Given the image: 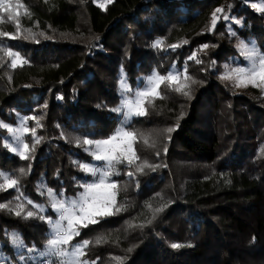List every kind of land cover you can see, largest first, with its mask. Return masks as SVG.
Wrapping results in <instances>:
<instances>
[{"label":"trees","instance_id":"trees-1","mask_svg":"<svg viewBox=\"0 0 264 264\" xmlns=\"http://www.w3.org/2000/svg\"><path fill=\"white\" fill-rule=\"evenodd\" d=\"M254 1L112 0L101 7L97 0H20L30 17L19 16L17 34L29 35L30 29L51 39L37 35L39 43L4 45L29 63L12 69L11 58L0 57V122L14 123L17 114L36 116L42 128L32 120L27 124L43 140L35 158L23 160L3 146L10 133L0 128V172L19 179L23 196L34 202L49 205L37 193L38 183L72 195L82 190L78 182L92 178L72 163L91 161L75 140L115 131L123 117L112 111L122 99L121 69L134 87L154 69L165 75L175 64L182 71L187 60L188 76L196 81H180L190 84L188 96L161 84L159 96L144 104L147 115L127 127L136 134L139 159L130 167L118 165L120 175L112 177L119 188L116 206L126 211L73 238L92 242L82 256L89 264H120L115 257L123 264H264V91L219 78L224 65L245 61L241 55L235 59L237 36L256 39L264 52V11ZM218 8L223 11L209 31ZM3 14L0 31L16 33L15 21ZM158 38L163 44L154 48ZM204 44L209 47L199 51ZM193 53L202 64L188 60ZM25 138L31 147V135ZM145 162L155 171H137ZM29 163L31 174L21 177L19 169L27 171ZM16 195L12 189L0 192V204L23 203ZM28 210L35 211L25 204ZM13 229L36 248L49 239L46 222L0 209V249L10 254L11 264H22L5 232ZM172 243L182 247L173 249Z\"/></svg>","mask_w":264,"mask_h":264},{"label":"snow or ice","instance_id":"snow-or-ice-1","mask_svg":"<svg viewBox=\"0 0 264 264\" xmlns=\"http://www.w3.org/2000/svg\"><path fill=\"white\" fill-rule=\"evenodd\" d=\"M111 3L112 0H107ZM104 7V5H100ZM24 5L20 0H0V13L10 14V18L15 21L14 27L16 33H9L0 31V52L5 53L11 58L10 67L12 69L23 67L25 64L29 63L24 59L19 51H13L12 47L4 46L12 40H22L28 41L32 40L39 43L36 39L37 35L44 36L45 39H51V37L45 36L43 32L41 33H31V30H27L29 35L20 36L19 32V15L18 9L23 8ZM258 11H264V0H261L260 5H253ZM223 9H216L211 14V26L209 31H213L216 27L218 17L217 13L222 12ZM24 15L29 16L30 14L25 12ZM2 19V17H0ZM225 20L228 19L227 16L224 17ZM38 23V22H37ZM235 23L239 24L241 21L236 20ZM235 35V33H231ZM6 38V39H4ZM187 43V41H185ZM163 44V40L158 38L154 41L153 47L158 48ZM180 45H170L169 48L175 50ZM209 47V45H201L199 51H204ZM241 53L244 55L245 59L248 61L246 67H231L230 65H224V72L221 73L220 79L222 80H232L235 87H247L252 85L257 88H264V54H260L252 42V47L241 43L239 45ZM188 60H195L197 64H202L203 61L196 58V54L193 53ZM211 66H215V62H211ZM205 71L207 69H204ZM181 77L184 81H191V83H196L187 73V60L184 63L182 71H178L175 68V64L172 66L165 75H161L157 70H153L152 74L147 77H142L143 89L139 87L135 90L131 88L127 81L126 74L121 69V75L119 79V91L121 95L120 105L112 109L116 113H123V120L121 125L106 139L92 140L85 137L82 141L77 138L75 144L78 147H82L84 152L92 157L94 161L103 162L102 164H89L81 163L79 161H73L74 166L78 167L79 170L86 174L91 175L93 180L91 182L79 183V186L83 189L82 192L78 194L77 198L64 199L63 191H61L59 197L55 191L48 188L44 183H38L36 186V191L41 196H46L49 201V206L57 213V219L53 220L49 216H45L46 206L43 204H37L31 199L23 196L21 192V184L19 179H12L9 175L0 172V192L7 190H15L17 195L15 197L16 201H23V203H17L15 207H9L8 204H0V209H7L9 212L14 213L17 217H22L23 219L36 218L41 221L46 222L49 225V236L45 245V250L40 251L35 248V246L29 248L27 247L22 238L18 233H7L12 245L16 247L18 253L26 252L28 255H19V260L22 264H33L38 257H49L47 264H53L51 257L57 258L56 264H89L87 260H81L80 257L85 255V249L92 243L89 240H83L75 245H71V241L74 237L80 235L82 228H87L89 225L97 224L108 217H112L120 213L121 211H126L123 206H116V195L119 191L117 182L112 180L113 176H119L118 165H124L125 167H130L133 165L135 160L139 157L136 156L133 145L136 142V134L134 132L126 130L131 124L134 117H142L147 115V111L144 108L146 98L150 96H159L158 89L161 84H164L166 88H170L182 95H190V84L180 83ZM10 80L11 77L9 76ZM131 97V98H130ZM163 98V97H160ZM150 102V101H149ZM46 107V105L44 106ZM18 124L16 127L0 122V128L6 130L11 134V139L15 143V146L5 142L3 146L10 150L11 153L17 155L19 158L27 161L34 159V153L36 146L41 143L43 137L36 135V128H29L27 122L29 120L35 121L36 126L42 128L43 125L36 116H19ZM168 132L173 131V129H168ZM25 134H30L33 140L31 147L25 140ZM63 133L61 136L63 138ZM170 139V137H169ZM167 152V148L164 149ZM264 153V149H261ZM157 156L160 155L159 152L156 153ZM144 166L151 168L155 171V165H140L137 167V171L143 172ZM31 174V163H29L28 170L25 171L24 168L19 169V175L21 177H26ZM130 178L134 177L133 172L126 173ZM159 195V194H157ZM31 205L35 211L24 212V205ZM150 207V205H149ZM163 211V207L155 209V213ZM155 214L153 215V219ZM151 223V221H149ZM143 227V225H139ZM95 243L99 245L101 240L98 238ZM69 246L71 250H69ZM171 248L177 249L182 247L181 244L172 243ZM132 249L129 248L130 252ZM35 254V255H34ZM6 257L0 256V264ZM120 264H123V258L115 257Z\"/></svg>","mask_w":264,"mask_h":264},{"label":"rangeland","instance_id":"rangeland-1","mask_svg":"<svg viewBox=\"0 0 264 264\" xmlns=\"http://www.w3.org/2000/svg\"><path fill=\"white\" fill-rule=\"evenodd\" d=\"M97 2L99 3V4H101V5H104L106 2H107V0H97ZM260 3H261V0H256V1H254L253 2V5H260ZM23 4V3H22ZM24 5V4H23ZM26 12V8H21V9H18V15L20 16L21 15V17L24 15V13ZM9 16H10V14H9ZM0 17H2V19H0V22L4 19V14L3 13H0ZM233 19H235V20H239L238 18H235V17H232ZM240 21V20H239ZM255 41H257L256 39H252V40H246L244 37H242V36H237V47H238V51H239V54H238V57H236L235 59H240V55H241V57L242 58H244L245 59V57H244V55L241 53V50H240V47H239V45L241 44V43H243V44H245V45H247L248 47H252V42H254L255 43V46H256V48L258 49V51H259V53L260 54H264V52L263 51H261V50H259V47H258V44L255 42ZM3 55H6L5 53H3V52H0V57H2ZM248 65V61L245 59V61L244 62H237V63H234L233 65H230L231 67H233V68H235V67H246ZM176 68V67H175ZM176 70H178V68H176ZM179 71V70H178ZM123 72L125 73V71L123 70ZM126 74V73H125ZM152 74V72L151 73H149V74H146L144 77H147V76H149V75H151ZM127 77V76H126ZM120 79V78H119ZM182 80V77H181V79H180V81ZM127 81H128V79H127ZM179 81V82H180ZM232 83H233V81L232 80H230ZM128 83H129V81H128ZM129 85H130V83H129ZM249 86V85H248ZM140 88L141 90L143 89V81L142 82H140L139 83V85L137 84V86H134V87H132L131 86V88L133 89V90H135V89H137V88ZM237 88H242V87H237ZM263 89V91H264V88H262ZM153 96H150V97H148V98H146V100L147 99H150V98H152ZM131 98V97H130ZM19 116H21V117H23V116H26V115H23V114H19ZM122 120H123V117H122V119L119 121V123H118V125H117V127H116V129L121 125V122H122ZM4 124H6V125H9V126H12V127H16L17 126V124H18V117H17V119H16V122H14V123H9V122H3ZM27 126H28V124H27ZM29 127V126H28ZM115 129V130H116ZM126 130H128V129H126ZM128 131H130V130H128ZM132 132V131H131ZM114 133V132H113ZM112 133V134H113ZM111 134V135H112ZM108 138V137H107ZM88 139H92V138H88ZM99 139H106V137L105 138H95V139H92V140H99ZM7 140H8V143H10V144H12V146H15V143L12 141V139H11V134H10V136L9 137H7ZM25 140H26V138H25ZM27 142V141H26ZM133 147H134V145H133ZM134 150H135V148H134ZM91 157V156H90ZM91 161H83L82 163H89V164H102L103 162H97V161H94L93 159H92V157H91V159H90ZM5 174H7V175H9V177L10 178H12V179H15L12 175H10L9 173H5ZM93 180V177L89 180V182H91ZM112 180H114L113 178H112ZM3 181H1L0 183H2ZM47 187L48 188H51V187H49L48 185H47ZM51 189H53V188H51ZM54 190V189H53ZM83 191V189L82 190H80L77 194H72V195H67V194H63V198L64 199H73V198H77L78 197V194L80 193V192H82ZM56 193V192H55ZM57 194V196L59 197V195L60 194H58V193H56ZM34 202V201H33ZM20 203V202H19ZM35 203H37V204H43V205H45L46 206V211L44 212V215L45 216H49V217H51L53 220H55V219H57V213L49 206V205H47V204H44V203H38V202H35ZM49 208H51L54 212H55V214H48V209ZM28 211H31V210H28ZM13 232H15V233H18V231L17 230H15V229H13L12 231H11V233H13ZM19 234V233H18ZM19 236H20V234H19ZM21 237V236H20ZM22 238V237H21ZM49 238H50V236H49ZM23 240V239H22ZM84 240V239H83ZM83 240H72L71 241V245H75V244H77V243H79V242H81V241H83ZM23 242H24V240H23ZM24 244L27 246V247H29V248H31V247H33L32 245H28V244H26L25 242H24ZM46 245V244H45ZM36 248V247H35ZM36 249H38V250H40V251H44L45 250V246L43 247V248H36ZM69 250H71V247L69 246ZM22 255H25V256H27L28 254L26 253V252H24V253H21ZM20 254V255H21ZM35 255V254H34ZM0 256H3V257H6L7 259L6 260H4L3 262H2V264H11L10 262H8V259H9V257H11L10 256V254L9 253H6V252H4L3 250H1L0 249ZM49 259V257H38L37 258V260L36 261H38V262H40V264H47V260ZM51 259L53 260V264H56V260H57V258H55V257H51ZM80 259L81 260H87V259H84L82 256L80 257ZM16 261H18V260H16ZM88 261V260H87ZM12 262V261H11ZM89 262V261H88Z\"/></svg>","mask_w":264,"mask_h":264}]
</instances>
